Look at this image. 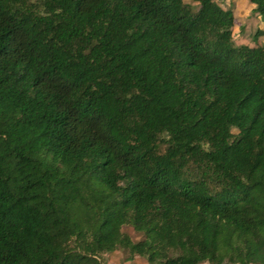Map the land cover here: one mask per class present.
I'll use <instances>...</instances> for the list:
<instances>
[{"label":"trees","instance_id":"16d2710c","mask_svg":"<svg viewBox=\"0 0 264 264\" xmlns=\"http://www.w3.org/2000/svg\"><path fill=\"white\" fill-rule=\"evenodd\" d=\"M189 1L0 0V264H264L261 30Z\"/></svg>","mask_w":264,"mask_h":264},{"label":"rangeland","instance_id":"374dc122","mask_svg":"<svg viewBox=\"0 0 264 264\" xmlns=\"http://www.w3.org/2000/svg\"><path fill=\"white\" fill-rule=\"evenodd\" d=\"M184 2L191 3L189 0ZM223 7H229L233 15V25L231 26L232 40L235 44L253 45L251 35L257 30H261L256 38V43L264 47V20L252 11V4L247 0H215ZM120 230L126 233L131 240L141 237L140 233L135 232L129 225H122ZM122 249H114L110 252L102 253L99 260L102 264H147L144 257L134 255L131 258ZM200 264H207L202 262Z\"/></svg>","mask_w":264,"mask_h":264}]
</instances>
